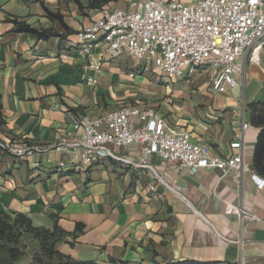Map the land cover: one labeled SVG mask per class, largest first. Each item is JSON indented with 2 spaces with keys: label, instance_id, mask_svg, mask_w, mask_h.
Masks as SVG:
<instances>
[{
  "label": "crops",
  "instance_id": "0c3cea01",
  "mask_svg": "<svg viewBox=\"0 0 264 264\" xmlns=\"http://www.w3.org/2000/svg\"><path fill=\"white\" fill-rule=\"evenodd\" d=\"M79 1L81 6L77 0H0V138L51 144L76 133L69 111L96 116L144 101L214 154L234 153L230 142L242 138L244 175L238 180L207 168L191 173L153 156L157 179L148 169L138 175L110 158L86 164L67 151L23 159L0 150V212L22 213L35 227L58 226L64 233H58L56 248L78 261L264 264V188L252 179L260 128L251 123L250 108L264 102V44L258 59H247L243 87L219 93L208 88L200 72L175 83L157 75L165 83L157 92L168 97L155 106L138 97L155 96V83L150 72L130 77L134 60L105 62L100 75L85 67V54L73 46L78 30L101 8ZM23 25L59 34L39 38ZM91 77L99 82L91 83ZM243 121L249 124L246 130ZM120 153L134 159L141 148L132 145Z\"/></svg>",
  "mask_w": 264,
  "mask_h": 264
},
{
  "label": "built area",
  "instance_id": "2783aa9c",
  "mask_svg": "<svg viewBox=\"0 0 264 264\" xmlns=\"http://www.w3.org/2000/svg\"><path fill=\"white\" fill-rule=\"evenodd\" d=\"M85 67L97 74L105 62L124 57L137 62L130 77L154 72L171 83L189 81L196 72L208 75V88L226 93L245 83L247 59H258L264 44V0H131L116 7H102L90 23L78 30ZM93 84L98 77H91ZM76 133L61 135L54 143L37 145L0 138V150L20 158L51 150L72 152L86 164L101 158L131 167L138 175L146 169L160 179L153 156L175 162L194 173L199 168L218 169L222 176L241 180L244 171L242 138L232 140L234 153L221 156L191 140V133L166 120L160 111L143 102H130L96 116L69 111ZM249 124L242 123V130ZM242 137V136H241ZM138 145L136 158L120 151ZM258 188L264 177L252 172Z\"/></svg>",
  "mask_w": 264,
  "mask_h": 264
},
{
  "label": "trees",
  "instance_id": "16d2710c",
  "mask_svg": "<svg viewBox=\"0 0 264 264\" xmlns=\"http://www.w3.org/2000/svg\"><path fill=\"white\" fill-rule=\"evenodd\" d=\"M110 1L115 0H91L90 8H102ZM77 2L81 3L79 0ZM51 17H56L60 21H63L60 14L50 13ZM22 30L31 32L33 35L39 38H49L51 36L58 35V32L52 29L37 30L23 25ZM251 108V123L258 128L259 134L257 138V144L254 152V169L260 175L264 177V102H254L250 105ZM4 123L2 114V100L0 95V125ZM63 234L58 226L54 230L46 229L44 227H35L32 224L31 219L22 213H9L0 212V244L4 243H16L20 238L25 237L27 234L32 235L35 241L38 242L41 255L47 258L46 264H99L94 261H78L69 256L64 255L56 248V242L58 240L57 235ZM60 236V235H59ZM118 264H129L126 261H118ZM161 264V263H154ZM165 264H202L193 260H184L176 263Z\"/></svg>",
  "mask_w": 264,
  "mask_h": 264
},
{
  "label": "rangeland",
  "instance_id": "374dc122",
  "mask_svg": "<svg viewBox=\"0 0 264 264\" xmlns=\"http://www.w3.org/2000/svg\"><path fill=\"white\" fill-rule=\"evenodd\" d=\"M150 80L155 84L152 85L151 90L155 96L148 98V96H138L140 99H146L152 102L153 105H160V102L165 100L168 96H163L160 91L162 86V78L159 79L154 72L149 73ZM208 75L203 73L202 81H206ZM168 83V81H165ZM184 83V82H182ZM149 95V94H146ZM47 258L41 255L39 244L34 240L32 235L27 234L25 237L20 238L18 242L0 244V264H46Z\"/></svg>",
  "mask_w": 264,
  "mask_h": 264
}]
</instances>
